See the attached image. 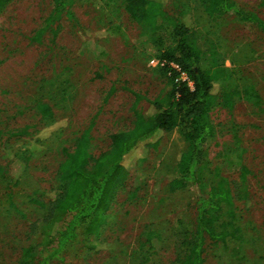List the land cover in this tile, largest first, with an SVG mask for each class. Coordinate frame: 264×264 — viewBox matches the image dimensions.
<instances>
[{"label":"rangeland","instance_id":"1","mask_svg":"<svg viewBox=\"0 0 264 264\" xmlns=\"http://www.w3.org/2000/svg\"><path fill=\"white\" fill-rule=\"evenodd\" d=\"M231 1L264 20V0ZM71 2L74 20L62 17L35 41L52 0H9L0 9V166L12 174L6 148L22 156L40 138L18 183L0 180V264H20L27 248L28 264H179L196 236L198 205L191 187L169 185L180 176L178 156L187 149L178 129L126 159L127 178L97 235L81 229L75 242L59 248L66 215L39 203L50 202L60 165L92 124L90 170L113 151L117 133L134 127L135 109L156 118L151 102L172 89L169 74L150 64L170 43V29L151 32L138 24L126 0ZM164 9L178 20L188 13L198 45L207 55L215 49L227 70L210 114L215 134L200 149L196 173L205 196L228 181L235 216L224 203L220 223L231 220L241 231L212 237L219 242L207 238L205 252L202 244L197 251L204 264H264V32L233 11L209 16L203 0H167ZM249 86L259 99L236 96L227 106L224 92ZM38 101L53 108L52 125L37 112ZM22 129L31 135H12ZM148 232L157 248L144 243Z\"/></svg>","mask_w":264,"mask_h":264},{"label":"trees","instance_id":"2","mask_svg":"<svg viewBox=\"0 0 264 264\" xmlns=\"http://www.w3.org/2000/svg\"><path fill=\"white\" fill-rule=\"evenodd\" d=\"M52 1L54 6L46 20V25L36 32L33 41L41 39L45 31L52 29L62 17L65 16L69 20L75 18L70 8L71 0ZM126 1L127 12L138 24L151 32H159L161 29L171 30L167 37L170 43L161 46L156 58L166 62V65L160 69L169 74L172 89L165 98H157L151 102V106L158 111L156 118L147 117L146 114L135 109L134 127L117 133L114 136L113 151L97 159L94 168L90 170L88 166L91 160L92 124L79 137L74 151L68 153L60 165L58 172L60 185L53 191L50 202L47 205L39 203L42 207H49L50 211H58L66 215L58 237L59 248L64 249L75 242L81 229L87 234L97 235L106 224L115 189L127 178L126 159L140 147H156L164 133L178 129L187 143V149L178 156L180 176L173 177L169 185L174 191L191 187L198 205L196 236L188 243L189 252L179 264H204V254L202 255V251L200 253L197 251L199 244L204 246L205 252L207 238L211 240L215 235L227 238L229 235V239L230 236L241 231V228L235 226L231 220L220 223L224 203L229 206L228 215L231 218L235 216L233 196L228 181L221 180L205 196L198 190L199 176L196 173L200 149L206 140L215 134L210 114L221 97L222 80L227 70L215 49L207 55V52L198 45L193 33L194 22L188 13H183L178 20L166 13L164 8L167 0ZM8 2L9 0H0V9ZM203 5L204 11L211 17L233 11L241 21L255 24L264 32L262 18L238 8L231 0H203ZM55 32L53 31L54 34ZM171 64L178 65L181 71L174 69ZM181 72L188 76L193 87H190L188 82L177 81ZM236 96L259 99L255 89L249 86L243 90L224 92L223 98L227 106L230 108L234 106ZM140 99L141 96L137 95V102ZM35 108L43 119L47 120L49 126L53 124L54 112L50 104L38 101ZM3 132L0 130V136ZM12 135L23 137L31 134L28 129H22L13 132ZM39 142L40 138L35 141L36 144H29L25 149L26 153L22 156L17 155L13 149L6 148L4 156L11 159L16 168L11 174L10 170L0 166L2 182L12 185L18 183L29 167L30 156L27 152L37 151L39 147L35 145ZM246 173L248 170L243 169L242 176ZM144 243L149 244L150 248L158 247L152 232L146 234ZM31 255V251L25 249L20 264H28Z\"/></svg>","mask_w":264,"mask_h":264},{"label":"built area","instance_id":"3","mask_svg":"<svg viewBox=\"0 0 264 264\" xmlns=\"http://www.w3.org/2000/svg\"><path fill=\"white\" fill-rule=\"evenodd\" d=\"M150 64L155 67V68H163L165 65H166V62L163 61V60H160L158 58H153L151 59L150 61ZM171 66L176 69L177 71H181L180 67L176 64H171ZM177 81H185V82H188L189 86L190 87H193V83L190 81V79L188 78V76L184 73V72H181Z\"/></svg>","mask_w":264,"mask_h":264}]
</instances>
